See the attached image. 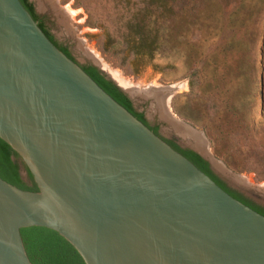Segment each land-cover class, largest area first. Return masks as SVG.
<instances>
[{
    "label": "water",
    "instance_id": "obj_1",
    "mask_svg": "<svg viewBox=\"0 0 264 264\" xmlns=\"http://www.w3.org/2000/svg\"><path fill=\"white\" fill-rule=\"evenodd\" d=\"M72 58L19 0H0V139L38 189L0 179V264H31L20 236L29 227L56 232L84 264H264V217Z\"/></svg>",
    "mask_w": 264,
    "mask_h": 264
},
{
    "label": "rangeland",
    "instance_id": "obj_2",
    "mask_svg": "<svg viewBox=\"0 0 264 264\" xmlns=\"http://www.w3.org/2000/svg\"><path fill=\"white\" fill-rule=\"evenodd\" d=\"M33 2L45 30L158 124V136L201 154L175 124L199 136L213 173L264 207V0H168L169 11L160 0ZM132 18L166 35L151 60L125 41Z\"/></svg>",
    "mask_w": 264,
    "mask_h": 264
},
{
    "label": "trees",
    "instance_id": "obj_3",
    "mask_svg": "<svg viewBox=\"0 0 264 264\" xmlns=\"http://www.w3.org/2000/svg\"><path fill=\"white\" fill-rule=\"evenodd\" d=\"M19 1L36 22V15L32 6L27 2V0ZM160 1V5H162L163 9L167 7L166 10L169 11L168 0ZM38 26L57 49H59L70 60L74 61L66 48L59 46L46 30H44L40 25ZM160 33V29L152 30L148 24H145L142 21H136L132 18L127 23V35L125 36V41L136 56L146 57L151 60L155 51L162 47L163 41L166 37L165 35L163 39ZM81 68L115 102L126 109L138 121L148 127L155 135H158L157 128L149 127L144 115L134 109L131 101L114 83L107 80L96 68L92 66H81ZM164 141L175 151L189 160L211 180H213L227 194L264 217L263 206L257 205L247 197L229 188L212 172L209 164L198 154L191 150L180 148L174 141ZM21 166L25 169L28 179L27 181H24L21 177ZM0 179L23 191L36 192L38 190L32 176L21 163L19 156L1 139ZM20 236L26 255L31 264H84L75 249L52 230L40 227L23 228L20 230Z\"/></svg>",
    "mask_w": 264,
    "mask_h": 264
},
{
    "label": "bare ground",
    "instance_id": "obj_4",
    "mask_svg": "<svg viewBox=\"0 0 264 264\" xmlns=\"http://www.w3.org/2000/svg\"><path fill=\"white\" fill-rule=\"evenodd\" d=\"M67 13H68V15H70V16H74L75 15V11H73V10H71L70 8H68V11H66ZM77 14V13H76ZM165 101V100H164ZM176 125V127H178L177 129H178V132L182 135V137H186V138H188L190 141H192V145L194 146V147H196L197 149H198V151L202 154V155H204V156H206L207 158H209V156H211V155H209V153H208V151H207V149L205 148V145H204V143L201 141V139H200V137L199 136H197V135H195V134H193V133H191L190 131H188L187 129H183V126L182 125H180V124H175ZM175 127V126H174ZM211 161V160H210ZM212 162V165L214 166H217V167H219V165L213 160V161H211Z\"/></svg>",
    "mask_w": 264,
    "mask_h": 264
},
{
    "label": "flooded vegetation",
    "instance_id": "obj_5",
    "mask_svg": "<svg viewBox=\"0 0 264 264\" xmlns=\"http://www.w3.org/2000/svg\"><path fill=\"white\" fill-rule=\"evenodd\" d=\"M27 2H28V1H27ZM28 3H29V2H28ZM33 11H34V10H33ZM36 22H37L38 25H40V26L45 30V28L43 27L41 21H40L39 19H37V17H36ZM51 37H52V36H51ZM52 38H53V37H52ZM144 118H145L146 122L148 123L149 127H151V128L156 127V128H157V134H159L158 124H157V125H155V124H150L149 121L146 119L145 116H144ZM168 141H171V140H168ZM175 144H177V143H175ZM177 145H178V144H177ZM179 147H180V146H179ZM180 148H182V147H180ZM182 149H185V148H182Z\"/></svg>",
    "mask_w": 264,
    "mask_h": 264
}]
</instances>
